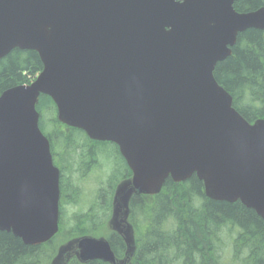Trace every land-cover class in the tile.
<instances>
[{
	"label": "water",
	"instance_id": "1",
	"mask_svg": "<svg viewBox=\"0 0 264 264\" xmlns=\"http://www.w3.org/2000/svg\"><path fill=\"white\" fill-rule=\"evenodd\" d=\"M237 0H0V58L33 50L42 69L0 93V230L37 245L58 230L59 170L38 125L49 96L56 117L110 141L131 170L115 189L110 222L134 248L132 194L195 175L208 198L239 201L264 219V118L247 121L216 81L237 34L264 31V6ZM117 261L88 235L59 247L52 264Z\"/></svg>",
	"mask_w": 264,
	"mask_h": 264
},
{
	"label": "trees",
	"instance_id": "2",
	"mask_svg": "<svg viewBox=\"0 0 264 264\" xmlns=\"http://www.w3.org/2000/svg\"><path fill=\"white\" fill-rule=\"evenodd\" d=\"M260 6H264V0L234 2L237 11ZM41 69L35 51L12 49L0 58V93L8 87L29 83ZM213 75L231 95L232 106L246 120L264 118V31L247 28L238 33L231 54L216 63ZM35 107L39 113L38 125L48 138L54 163L60 169L63 198L59 207V230L65 194L69 193L65 196L66 204L77 203L74 175L85 178L90 174L91 170H85V163L90 159L92 162L100 159L96 164H102L101 172L106 170L100 178L96 199L86 210L71 216L68 231L71 237L95 233L110 212L113 188L130 175L125 161L114 144L100 142L94 146L82 130L60 123L49 96L39 95ZM48 111L50 118H45ZM129 206L128 221L135 244L125 264H264V219L239 201L206 197L202 182L195 175L182 182L167 178L159 193L135 195ZM57 238L55 235L46 243L28 245L11 232L0 230V264H51L57 251ZM106 239L115 256L123 257L122 238L111 233ZM65 264L109 263L97 259L82 263L70 256Z\"/></svg>",
	"mask_w": 264,
	"mask_h": 264
},
{
	"label": "rangeland",
	"instance_id": "3",
	"mask_svg": "<svg viewBox=\"0 0 264 264\" xmlns=\"http://www.w3.org/2000/svg\"><path fill=\"white\" fill-rule=\"evenodd\" d=\"M51 113L48 111L45 114V118H50ZM49 126V125H48ZM95 170V172L87 174L86 177L83 179L79 176L74 175V183L78 186V199L76 204H66L62 203V225L60 232L57 233L58 238L55 241V245L57 247V252L59 247L63 246L70 240H73L78 237V235H74L71 237L72 233L68 232L71 227V216L77 211H84L86 210L90 203L96 199V190L100 187V178L102 179L105 175V171ZM96 174V176L94 175ZM71 220V221H70ZM97 228L96 231L99 233L95 234L97 237H101L105 235L106 232L111 230L110 221L103 222L102 227L100 230ZM226 258V257H225ZM53 263V262H52ZM51 263V264H52ZM50 264V263H48ZM62 264V263H60Z\"/></svg>",
	"mask_w": 264,
	"mask_h": 264
},
{
	"label": "flooded vegetation",
	"instance_id": "4",
	"mask_svg": "<svg viewBox=\"0 0 264 264\" xmlns=\"http://www.w3.org/2000/svg\"><path fill=\"white\" fill-rule=\"evenodd\" d=\"M89 139V138H88ZM90 140V142L92 143H94V146L97 144V143H107L106 141H98V140H92V139H89ZM100 143V144H101ZM110 145H112V144H110ZM112 146H114V145H112ZM99 147H101V145H99ZM102 148V147H101ZM116 149L118 150V148L116 147ZM119 152V151H118ZM99 157H101L100 155H98ZM98 161H101L100 159H97L96 161H94V162H92V160L90 159V161H87L85 164H86V168H85V170H91V173H93V172H95V170H100V169H102V164H101V162H100V164L101 165H97L96 164V162H98ZM89 172V171H88ZM83 173H85V171H83ZM88 174V173H87ZM94 175H96V174H94ZM84 178V177H83ZM113 190H114V188H113ZM112 194H113V192H112ZM112 194H111V199H112ZM69 195V193H66L65 194V196H68ZM103 198H104V196H103Z\"/></svg>",
	"mask_w": 264,
	"mask_h": 264
}]
</instances>
